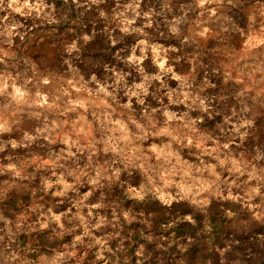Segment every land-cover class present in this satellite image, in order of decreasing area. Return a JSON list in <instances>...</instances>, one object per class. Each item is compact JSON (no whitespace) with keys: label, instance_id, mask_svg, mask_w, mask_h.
Instances as JSON below:
<instances>
[{"label":"rangeland","instance_id":"obj_1","mask_svg":"<svg viewBox=\"0 0 264 264\" xmlns=\"http://www.w3.org/2000/svg\"><path fill=\"white\" fill-rule=\"evenodd\" d=\"M45 1L0 0V191L29 187L37 174L46 199L29 204L32 214L59 226L69 208L86 212L69 244L33 264H70L80 237L96 263L118 219L136 218L132 206L150 214L228 200L240 215L232 224L264 225V0H88L104 28L113 20L135 38L112 82L72 67L70 52L88 36L53 37ZM111 187L120 202L99 211ZM66 193L78 200L54 213ZM26 214L0 212V237L49 224ZM132 255L140 264V245Z\"/></svg>","mask_w":264,"mask_h":264},{"label":"trees","instance_id":"obj_2","mask_svg":"<svg viewBox=\"0 0 264 264\" xmlns=\"http://www.w3.org/2000/svg\"><path fill=\"white\" fill-rule=\"evenodd\" d=\"M80 2L46 0L43 12L55 20L51 33L53 37L65 38L81 33L88 36L85 42L75 43L69 54V62L85 78L92 75L100 80L103 71L112 72L125 68L123 58L114 57L101 37L100 20L94 8L96 5ZM63 21L65 23L61 24ZM134 41L135 39L129 41L128 37L112 38L108 44L114 45L119 54H122ZM57 64L59 66L58 62ZM142 65L145 67V62ZM60 67V70L65 69L63 64ZM126 71L131 73L128 68L121 70L122 73ZM2 179L4 176L1 175L0 189L3 187ZM36 179L37 174L29 187H21L15 192L2 190L0 212L6 216L27 213L26 219L32 221L34 215L29 210V204L46 199V195L37 187ZM102 194L99 202L103 203L97 206L99 211L107 212L106 206L111 201L120 202V195L115 187L104 190ZM94 196L95 193L89 199H94ZM227 203L228 200H210L201 210H190L182 202H173L163 208L151 207L150 214L144 205L141 208L132 206L130 210L135 212L136 218L128 223L123 218L118 219L119 231L115 237L114 233L106 236L108 250L102 259L95 263L90 250L83 245L86 242L88 244V241L80 237L78 250L70 255L68 263L135 264L132 252L135 246L140 245V264H264L260 240L256 236L257 224L253 221L241 226L232 224V220L240 215ZM64 207L62 202L60 208L54 209V213L61 212ZM226 210L232 213L228 219L224 216ZM58 219L59 226L51 227L47 224L43 229L20 232L11 239L5 237L6 245L14 249L13 264H27L36 260L41 253L69 244L67 235L70 223L66 215H60ZM162 236L165 238L162 239ZM217 245L221 247L219 256L215 252Z\"/></svg>","mask_w":264,"mask_h":264},{"label":"water","instance_id":"obj_3","mask_svg":"<svg viewBox=\"0 0 264 264\" xmlns=\"http://www.w3.org/2000/svg\"><path fill=\"white\" fill-rule=\"evenodd\" d=\"M67 1L70 2L71 0H67ZM80 1L84 2L85 4H88V0H80ZM94 8L97 10L96 6ZM99 30H100L101 37L103 38L104 42L107 45L108 50L112 53V55L114 57L117 56L118 58H123V62L125 63L124 58H126L125 56L127 55L128 51L126 50V51H124V53L119 54L117 48L114 45H112V46L109 45L108 41L112 40V38L115 39V38H122V37H128L129 41H133L135 39L134 35L131 33H125L123 31H121L120 28L117 26V24L113 20H110L108 22V25L106 28H104V24L100 23L99 24ZM66 44H67V42H64V46H66ZM63 55L67 56L65 51L63 52ZM113 79H114V76L112 75V72L109 70L103 71L101 76H100V80L103 82H112ZM39 184H40V186H42V184H43L42 181ZM120 191H122L124 194L123 186L120 187ZM49 192H51V190ZM47 199L52 200L53 197L48 196ZM62 199H63L64 206H65L67 204H70V202L77 201L78 196L72 195L70 193H66V196L63 197ZM69 209L71 210V212L68 215H66V217H68L70 225H73V226L76 225V228L71 230L70 233L67 235V240L71 241V239L73 237H75L76 235H78L83 229V227L81 226L82 223H81L80 219L76 218V214L79 213V214L85 215L86 209L83 207H77L74 209L69 208ZM40 211H43V210L34 211V214H33L34 217H33L32 225H34L36 227L38 225L39 221L42 218H45V220L48 221L49 225L51 227H54L55 225L50 220V217L48 216L47 212L43 211L42 215L39 216ZM86 219H87V217H86ZM91 221L92 220L87 219L85 221L86 225H88ZM85 227L86 226H84V228ZM87 231H86V233H90L89 230H87ZM256 236L260 240L261 251L264 255V225H262V224L259 225ZM96 248H97L96 245H94L92 247L93 251H96ZM215 252H216L217 256L220 255L221 247L219 245H217L215 247ZM13 253H14L13 247L6 245L5 236L0 237V264H13L14 263V259L12 257ZM62 258H63V261L61 262V264H63L65 262V257H62ZM27 264H33V262H28Z\"/></svg>","mask_w":264,"mask_h":264}]
</instances>
